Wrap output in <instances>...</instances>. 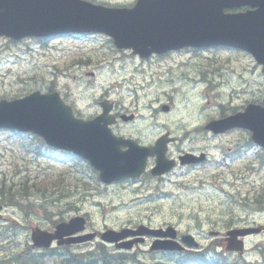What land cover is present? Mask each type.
<instances>
[{
  "label": "rangeland",
  "instance_id": "1",
  "mask_svg": "<svg viewBox=\"0 0 264 264\" xmlns=\"http://www.w3.org/2000/svg\"><path fill=\"white\" fill-rule=\"evenodd\" d=\"M111 44L103 35L94 33L69 34L44 43L35 38L12 41L0 36V98L18 97L35 89L47 91L52 86L84 116L101 111L98 103L102 97L135 111L137 104L132 103L127 93L115 92L114 84L121 78V73L115 72L121 70L117 64L118 56L121 61H131L133 68L140 64V60L124 58L121 53L114 51ZM224 49L199 52L200 55L193 57L197 61L194 70L189 65L191 61L188 62L192 56L179 58V54H174L161 59L140 61L147 63L141 64L147 67L146 72L157 65L163 66L168 77H174L171 71L176 66H170L172 61H179L184 66L182 69L189 71L195 78L194 83L201 78L202 87L199 100L193 92L195 104L193 99L187 102L183 96L188 95L184 93L176 97V107L167 115L161 112L152 114V108L146 106L151 97L142 96L138 102L139 119L134 125H203L218 110L227 107L231 96L234 97L232 104L237 105L245 99L258 98L264 94V74L260 73L253 59L245 57L242 52L237 54ZM182 59L185 61L180 62ZM88 72H93V75H87ZM203 74L207 75L206 80L210 82L203 83ZM135 79H124L123 82L133 86L137 82ZM139 81L149 83L148 76L141 77ZM172 81L169 80V83ZM216 81L219 91L215 89ZM245 89L249 91L246 95ZM160 101H166V98L162 97ZM222 102L221 107L215 106ZM153 106L157 107V104ZM236 136L239 140L246 137L244 133H233L211 139L202 134L200 148L210 154V160L205 166L178 178L175 183H157L144 178L141 183L132 185L119 183L105 186L100 182H92L91 188L85 189L83 184L89 181L91 172L84 165L78 164L83 183L81 185L76 182L75 190L82 187L81 194L60 195L55 190V183L61 178L74 181V177H79L72 168L73 163L68 162L72 164L69 166L65 163L67 161H56L58 158L54 155L39 157L32 152L28 153L23 143L29 137L23 136L21 139L11 131L0 130V181L14 183L15 188L24 182L27 185V191L17 196L22 206L3 204L0 210V264L30 244L31 227L40 226L51 230L53 221L68 219L75 214L86 215L87 231L139 223L150 226L173 224L179 234L189 232L201 247H210L220 252V255L215 256L216 264H264V232L246 238L243 256L224 251L222 236L228 227L264 223V213L256 212L246 205L260 193L263 173L249 172L245 173L246 179L235 180L234 173L225 169L218 172L214 165L215 157L220 156ZM246 158L249 157L240 156L236 164L239 165ZM45 186L47 190L42 195L40 191ZM246 196L248 198L245 200ZM50 211L51 217L48 216ZM209 229L220 230V236H209ZM100 242L95 239L71 248L83 251L94 248ZM150 242L151 239L146 238L143 243L124 251L136 252L141 259L149 262L162 259L168 261L173 257L163 252L149 251ZM107 246L116 251L112 245ZM43 264H55V260L47 256Z\"/></svg>",
  "mask_w": 264,
  "mask_h": 264
},
{
  "label": "water",
  "instance_id": "2",
  "mask_svg": "<svg viewBox=\"0 0 264 264\" xmlns=\"http://www.w3.org/2000/svg\"><path fill=\"white\" fill-rule=\"evenodd\" d=\"M249 5L243 12H225V9ZM101 31L114 39L118 47H136L150 43L152 47L166 49L184 45L223 44L250 51L264 65V0H138L131 8L105 7L86 0H0V34L18 39L24 36H48L63 32ZM264 70V67H263ZM92 120L76 118L72 109L57 92L34 91L10 101H0V127L31 131L45 142L69 150L89 159L100 170V178L109 182L132 174L144 151L134 148L120 152L107 124L112 122L106 112ZM226 122H212L215 128ZM240 125L253 128L257 136H264V108L246 107L245 112L229 119L226 126ZM264 142V139H262ZM85 220L73 217L60 222L53 233L35 227L31 231L33 244L47 247L53 239L57 244L76 243L94 237V233L70 236L83 229ZM253 229H234L230 233L227 249H241L236 236ZM151 233L175 236L172 227L166 231L152 230L143 225L137 230H109L101 234L107 241L127 234ZM64 236H68L64 238ZM187 245H197L186 234ZM152 248L180 249L174 240L154 244Z\"/></svg>",
  "mask_w": 264,
  "mask_h": 264
},
{
  "label": "flooded vegetation",
  "instance_id": "3",
  "mask_svg": "<svg viewBox=\"0 0 264 264\" xmlns=\"http://www.w3.org/2000/svg\"><path fill=\"white\" fill-rule=\"evenodd\" d=\"M153 90L155 92H158L159 95L167 94V91H164V88H160V85L155 86ZM183 92H184L183 88L176 87V86H173L171 88L170 93L168 95L167 102L172 108L174 106V103H173V100L169 99V97L175 94L181 95ZM154 111L155 112H153L152 114H156V112L162 111V105H158ZM117 114L118 116H121L119 113ZM137 117H138V114H135V119H132L131 121L125 120L122 118L120 122H118V124L115 125L114 131L116 135L121 136L123 138L134 139L136 142H138L141 145H150V144H153L154 141L158 137H161L163 134L167 133L169 137L171 138L167 144V151L165 154L168 159L176 160L177 158L180 157L181 154L185 152H192L195 154L201 152V149H198L200 147V140L195 145H193L192 143V140H194V137H192L193 131H195V133L199 135V137H201V129L199 126L198 127H185V126L175 127L176 130L178 131V132H175L171 130L173 129L171 128V126L163 125V124L162 125L148 124V125H142V126L132 125L131 123H134ZM234 130H243V129L238 128V129H232L230 131H234ZM228 132H224L221 134L210 133V136L215 138L216 135H223ZM247 139H248V136H247ZM186 141H188V144H189L188 148H181V145ZM233 144L234 145L232 146H227V149L229 150L231 156L233 157L237 156V158H229L225 160L223 158L219 159L218 165L221 166L224 164H230V165L236 164V160H238L239 156H246L247 153L251 152V157L246 158L244 162L239 164L240 166H243V167L236 168L232 171L235 175V180L246 179L245 173H249L250 169L248 167L246 168L245 166H250V165L251 166H262V167L264 166V151L262 150V148L250 143L249 141H246V142L243 141L241 143L233 142ZM122 147H125V146H122ZM173 147H175L178 150V153L176 155L172 154L171 152V149ZM154 161H155V157L153 156L148 157L145 171L142 174V176L145 174L151 175V168L155 163ZM198 165H201V163L181 165V164H178L176 161L175 167L170 172H168L165 175L156 176L155 178L162 179L165 176L168 177L169 175H174L176 172L175 171L176 168H180V167H193L194 168ZM255 171H256L255 168L251 170V172H255ZM261 171L264 173V168H262ZM263 177H264V174H263ZM139 178L140 177L134 178L133 180L137 181ZM262 186H264V184ZM253 200L254 198H252L251 201ZM254 205L257 208L264 207V202H261L260 200H258L257 202L254 203Z\"/></svg>",
  "mask_w": 264,
  "mask_h": 264
},
{
  "label": "trees",
  "instance_id": "4",
  "mask_svg": "<svg viewBox=\"0 0 264 264\" xmlns=\"http://www.w3.org/2000/svg\"><path fill=\"white\" fill-rule=\"evenodd\" d=\"M48 89H52V87L49 86ZM24 147L28 152H32L36 155H43L44 149L48 151L44 148L43 142L38 137H33ZM54 186L58 187L62 192H72V190L68 188L71 186L70 181L59 182ZM26 187V182L19 184L17 188H15L14 183L6 184L4 181H0V203L19 205L17 196L20 197L22 194L21 192H26ZM46 188L45 186L40 191L42 195H45ZM32 252L33 251H31L28 246L21 251L11 254L8 259L3 260V263L8 264V261H11V264H38V262H42L43 259L40 258L38 254ZM205 254H207V252L204 250L199 252H186L178 259L176 264H209L208 257H206ZM53 256L59 258L58 264H148L137 260L133 254L109 253L102 245L98 246L96 249L78 253L72 252L65 246L62 252H55ZM150 264L164 263L155 262Z\"/></svg>",
  "mask_w": 264,
  "mask_h": 264
},
{
  "label": "bare ground",
  "instance_id": "5",
  "mask_svg": "<svg viewBox=\"0 0 264 264\" xmlns=\"http://www.w3.org/2000/svg\"><path fill=\"white\" fill-rule=\"evenodd\" d=\"M8 264H11V261H8Z\"/></svg>",
  "mask_w": 264,
  "mask_h": 264
}]
</instances>
